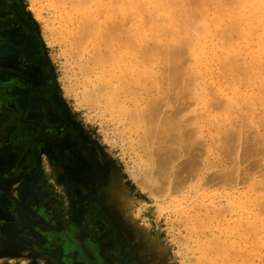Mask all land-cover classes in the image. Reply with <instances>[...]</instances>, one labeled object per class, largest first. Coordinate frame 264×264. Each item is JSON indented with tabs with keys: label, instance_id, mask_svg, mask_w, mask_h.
Returning a JSON list of instances; mask_svg holds the SVG:
<instances>
[{
	"label": "rangeland",
	"instance_id": "rangeland-1",
	"mask_svg": "<svg viewBox=\"0 0 264 264\" xmlns=\"http://www.w3.org/2000/svg\"><path fill=\"white\" fill-rule=\"evenodd\" d=\"M17 1L28 17L27 19L33 24L45 55L42 54V56L46 62L48 61L50 78L49 82L44 84L47 94L44 96L47 110L49 113L53 111L58 116H62V122L58 125L60 129L62 128L61 134H46L47 138L41 150L35 149L36 138L40 134H28V156L24 155L19 160L20 163L28 162L29 174L28 179L23 180L20 189L17 188L16 192L19 193L20 190L21 195L27 193L28 197L27 195L23 197L26 205L28 207L37 206L42 209L44 214L43 218L34 211L28 212V216L36 228H40L39 225L43 227V233L36 232L38 237L34 234L31 235L33 240L38 241L41 245L48 244L52 247L64 248L66 256L72 253L73 260L77 259L75 264H264V204L262 205L264 203V188H261V186L264 187V73L261 68L262 66L264 70V60L261 59L260 62L259 48L253 46V42L249 44L251 47L246 46V24L241 22L240 25L238 18L232 19L231 23L229 18L228 22L225 21L228 13L235 10L236 13L243 11L244 4L236 6V9V3L237 5L241 3L238 0L235 1V4L231 3L234 4V7L228 5L230 2L228 3L226 0H220L221 2L206 0L205 4H208V7L206 5L204 9L208 12L205 11V14L211 15V19L207 16V20L211 22L219 16L220 26L223 30L220 27V30L218 29L220 34L212 35L214 37L207 41L204 39L205 29L204 32L202 29V26L204 28L205 25L201 23L203 19L201 22L197 21L196 25L198 22L199 25H194L195 28L191 29V32H194L193 39L198 42L206 40L209 43H206L208 50L209 47L219 46L217 53L220 55L227 47L223 44L222 37L220 39V36L217 35L222 36L227 33L226 38H229V42L238 44L240 48L238 59L234 61V65V62H230L229 66L224 67L225 64L222 66V63L215 59L210 61L208 57L209 61L206 64L209 63L207 68L210 75L205 77V74L200 70L203 67H199L193 62L194 65L190 64L191 67L194 66L192 75L186 84L182 83L181 87L178 84L176 87H179L170 88L171 86H167L168 84L165 82L157 88L156 83L146 79V82L144 80L136 83L134 79L128 78L121 82L124 85L117 83L118 73H120L114 64L117 60L112 64H110L112 61L110 63L102 62L105 63L102 65L103 67L98 66L96 70L98 64L95 66L91 61L95 58V54H98L97 51H101L100 54H103L106 52L104 50L108 48L103 44H98L99 31H96L97 35H95L96 32L92 33L93 37L89 34V37L81 39V29L75 26V20H77L75 17L72 16L73 22L70 21V24L67 20V22L60 20L61 18L66 19L70 13L68 1V3L62 2V4L60 1V4L56 1L57 5H54L51 0ZM94 1H96L95 4L93 3L94 10L99 11L92 12L91 22L95 24L103 20L107 22V27L102 29V36L107 35L109 38L105 39H107V43L110 41L109 46L112 45L110 53H113L115 48L114 53L116 54V45H118V51L125 47V50L121 51L125 53L132 43H137L135 37L138 36L134 29L139 26L138 13L131 6H126L127 4L120 5L123 0L116 2L115 0H92V2ZM211 1L216 3L214 4L216 8L213 7ZM135 2L142 14H145V18L147 17V21L150 11L145 0H136ZM218 2H220L219 6L221 4L220 9L224 8L225 11L221 10V12L218 9ZM222 2L225 3L224 7ZM32 4L38 11L36 13L40 14L38 20H35L30 11ZM101 4L106 5L101 7ZM124 7L126 9H123ZM227 7L235 8V10L229 12ZM217 9L218 11H216ZM98 12L102 13L98 15ZM223 12L228 15L224 17ZM220 14L223 16L221 17ZM107 18L109 21L106 20ZM60 21L63 22L62 25H60ZM254 26L256 27L257 24ZM224 28L229 29L230 32L225 29L224 33ZM201 29L203 34L200 33ZM196 40L194 43L197 42ZM219 41L225 46V49ZM95 44L99 46L95 47ZM147 44L150 50L155 48L154 45H151L155 44L154 40H148ZM119 46H121L120 49H118ZM248 48L249 50H247ZM92 57L93 59H90ZM119 59L121 58L119 57ZM259 62H263V64H259L261 66L258 65V67ZM87 64L88 67H91L89 69L92 73L88 72L90 70H87L88 73L85 71L88 69ZM255 67L258 68L255 70ZM197 72L201 74L199 75ZM159 73L162 72L159 71ZM160 74H158V78L161 76ZM105 80L109 83H106L109 86L107 89L106 86L102 87ZM28 82L29 87L34 83L32 80H28ZM134 82L135 84H132ZM197 84L198 86H196ZM228 84H231V87ZM114 86L126 88L124 91L117 92L115 98L112 99L117 98V101L122 99L123 102L128 98L125 105L131 106V108L134 107V104L135 107L140 105L141 108H144L146 105L144 99L147 97L158 98L160 106L166 99L165 106H161L164 112L162 110L161 112L166 117L165 112L170 110L169 117L167 116L169 121L166 123L167 127L165 125L164 128L162 127L164 131L161 127H157L159 131L161 129L160 133H165L160 137L166 136V133L170 131L167 138L171 139L173 136L172 140L177 139L179 145L167 138L160 139L163 143L166 140V145H163L162 141L158 142V128H154V126L160 123L159 121L158 124L156 123V118V122L153 119L150 123L151 125L156 123V125H152L153 128L149 124L146 126L148 128L151 126L149 130L158 133V135L148 138L147 141L152 143L153 140H156L157 143H152L154 145L151 144L152 147L147 145L150 143L146 141V137L142 136L143 128L146 129V126L140 123V126L133 127L130 125L129 115L124 114L123 116L117 108L116 110L111 109L110 100H107V92L115 89ZM185 87L187 88L182 91V88ZM100 88L102 91H99ZM148 88H151L152 91ZM154 88L156 89L154 90ZM210 88L212 96L209 94ZM82 90H86V92ZM166 90H169V94H166ZM186 90L185 95L190 93L187 94V97L183 95ZM97 91L100 94H97ZM133 91H136L135 93L138 95L136 98H131ZM177 92L178 94L183 93V96L178 95ZM219 97L221 99H218ZM176 98L180 104L187 103L186 106L180 107V104L176 103ZM226 98L233 101V103L229 101L231 108L222 105L223 109L218 107L219 110L207 103L208 101L213 103V99L226 101ZM93 99L96 101H92ZM189 100L191 103L187 102ZM130 101L135 102L133 104ZM202 102L203 104H201ZM178 107L180 109H177ZM225 108L227 110H224ZM119 121L123 122L119 124ZM53 123L49 122L48 124L55 127L56 122ZM175 123L177 128L174 126L173 128L176 129H173L171 125ZM239 124L240 126H238ZM218 130L227 134L220 135ZM191 131L194 134H191ZM171 133L172 136H170ZM174 133H176L175 137ZM155 137L156 139H154ZM220 137L221 139H219ZM142 140L145 142L142 143ZM75 145L82 149V155L78 158H74L72 155ZM148 146L151 147L150 150ZM153 147L160 148L155 152ZM163 147L164 149H162ZM176 149H179L178 153ZM87 150L90 152L89 155ZM151 151L153 156L149 154ZM85 153L89 156L91 165L88 164V160L83 158ZM154 161L157 164H154ZM36 162L40 165L44 176L43 181L35 176ZM166 171H172L173 175L169 173V178H166L169 175ZM161 172H165L162 174L166 177ZM157 173L161 179L165 178L167 181L160 180ZM144 176H149V179L146 177L148 183L152 178L151 180L159 185V194L154 198V201L144 189V184H147ZM100 177L101 183L98 182ZM136 181L139 184H136ZM140 181H143L144 184L143 182L141 184ZM164 185L166 186L164 187ZM256 186L259 190L255 188ZM100 188L102 189L100 190ZM37 196H40L39 199ZM72 212L74 218L70 217ZM250 232L253 234L251 235ZM141 237H144L146 242L148 241L147 245L140 243ZM156 245L159 250H155ZM25 259H30L33 264H36L29 257H22L19 261L3 259L0 264H27Z\"/></svg>",
	"mask_w": 264,
	"mask_h": 264
},
{
	"label": "bare ground",
	"instance_id": "bare-ground-1",
	"mask_svg": "<svg viewBox=\"0 0 264 264\" xmlns=\"http://www.w3.org/2000/svg\"><path fill=\"white\" fill-rule=\"evenodd\" d=\"M5 1H8V0H5ZM56 1L57 2H61V4H62V2L64 3V2H66V3H68L69 2V4H70V13L68 14V16H66L67 18L66 19H63V18H61L60 20H63V21H65V22H67L68 21V23L71 21V23L73 22V18H72V16L73 17H75L77 20H75L76 21V24H75V26L76 27H78V28H80L81 29V32L80 33H82V38L81 39H83V38H85V37H89L88 35L89 34H91V36H92V33H94V32H96V31H99V33H98V35L99 36H97L98 38H100V39H98V44H103L105 47H107L108 49H105L104 51H106L105 53H103V54H100V52H96V53H98L97 55L95 54V58L93 59V57L92 58H90V59H93L91 62L96 66L97 64V66H96V70H97V68H98V66L100 67V66H102L103 64H105V63H102V62H109L110 63V61H112L110 64H112V63H114L116 60V63H114L115 64V68H117V71L118 72H120V73H118L119 74V76L117 77V83H121V82H124L125 81V79H134V81L136 82V83H138V82H142V81H144L145 79L147 80V81H152L153 83H156V86H157V88H159V86H160V84H163V83H165V82H167V86H171L170 88H173L174 86H175V88H177V87H181V84L183 83V84H186L187 82H188V80L191 78L190 76L192 75V67H194L193 65L194 64H198L197 66H201V67H203V68H199L200 70H201V73H204L205 75V77L206 76H208V74H209V69L207 68L208 66V64L209 63H207L206 64V62L207 61H211V59H215L216 61H218L219 63H222L223 65L222 66H224V64H225V66L224 67H226L227 65H228V63H230V62H234L235 60H237L238 58V56H239V53H238V51L240 50V48H239V46H238V44H236V43H230L229 42V38L227 39L226 38V35H227V33L226 34H222V36L221 35H219L220 33L218 32L220 29V27L222 28V26H220V22H221V19H220V17L218 16V17H215L214 19H213V17H212V19L213 20H211V22H209V20H207V14H205V11H206V9H204V7L207 5V7H208V4H205L206 3V0H145V4H147L148 5V10L150 11V14L149 15H147V16H149V18L147 19V21H146V18H145V14H142V11L140 10V8L136 5V0H123L124 1V3H122V2H120V5H122V4H124V6L126 5V6H131L132 8H134L135 10H136V12L138 13V16H137V18L139 19V26L136 28V29H134L136 32H137V36L138 37H135V38H137V40H135L137 43H132L131 44V46L129 47V48H127V51H125V53L124 52H121V51H123V50H125V47H124V49L123 50H117V46L118 45H116V54L114 53L115 51H114V49H113V53H110V49H111V46H109V42L110 41H108V43H107V39H109V38H107L108 36L106 35V36H102V29L103 28H106L107 27V22H105L104 20L102 21V22H97L96 24L94 23V22H91V18H92V16H93V13L94 12H97V11H99V10H97V11H95L94 9L95 8H93L94 6H93V3L95 4V2L96 1H94V2H92V0H51V2L55 5L56 4ZM68 1V2H67ZM103 1V0H102ZM117 0H115V2H116ZM139 1V0H138ZM220 1V0H219ZM224 1V0H223ZM228 3L230 2V4H228V5H232L231 3H236L235 1H237V0H226ZM226 1H225V3H226ZM60 2H59V4H60ZM100 2V1H99ZM105 3H106V1H104ZM111 2H113V1H111ZM211 2H213V1H211ZM210 2V3H211ZM217 2V1H216ZM221 2V1H220ZM220 2H218V6H219V3ZM238 2H241V3H238V5H237V3H236V5H235V8H236V6H239L240 4H244V6H243V11H239L238 13H236V10H235V8H233L232 9V7H230V8H228L227 10L230 12V10H235V11H233V12H230V13H228V14H226L225 15V13L226 12H223L224 13V17H226L227 15L229 16H227V19L225 18V21L227 20V22H228V18L229 19H231L230 20V23H231V21H232V19H235V18H238V20H240V25H241V22H243V23H245L246 24V28H245V37H246V46L248 47V46H250L249 44H250V42H253V46H255V47H258L259 49H258V58H259V60H260V62L262 61V60H264L263 58H264V0H242V1H240V0H238ZM108 3H110V1H108ZM143 3V1L141 2V4ZM223 4V7H224V2H222ZM35 4V3H34ZM214 4H216V3H212V5H213V7H215L216 8V6H214ZM233 4V5H234ZM14 5V7L16 6V7H18L17 6V3H14L13 4ZM57 5V4H56ZM99 5V4H98ZM97 5V6H98ZM106 5V4H105ZM105 5H100L101 7L103 6V7H105ZM146 5V6H147ZM232 5V6H233ZM51 6H53V5H51ZM61 6V5H60ZM67 6V5H66ZM145 6V5H144ZM218 6H217V8H218ZM220 6H221V4H220ZM220 6H219V8L218 9H220ZM31 8H30V11L33 13L32 15H34V18H35V20H38L39 19V15L40 14H37L36 13V11L37 10H35V6L32 4V6H30ZM69 7V6H68ZM99 7V6H98ZM127 7V8H128ZM212 7V8H213ZM234 7V6H233ZM56 8V7H55ZM92 8H93V10H92ZM206 8V7H205ZM215 8H213V9H215ZM222 8V7H221ZM100 9V8H99ZM123 9H126L125 7L123 8ZM131 9V8H130ZM134 9H132L133 11H134ZM208 9V8H207ZM218 9L216 10V11H218ZM224 8H222V9H220V11L221 10H223ZM237 9V8H236ZM238 9L240 10V8L238 7ZM204 10V11H203ZM241 10H242V8H241ZM66 11V10H65ZM104 11V10H103ZM102 11V12H103ZM128 11V10H127ZM223 11H225V10H223ZM19 12H20V10H19ZM38 12V11H37ZM60 12H61V10H60ZM93 12V13H92ZM102 12H100V13H102ZM123 12V11H122ZM125 12H126V10H125ZM206 12H208V10L206 11ZM222 12V11H221ZM99 12H98V15L100 14ZM217 13V12H216ZM220 13V12H219ZM21 15H23L22 13H20ZM63 15V14H62ZM61 15V16H62ZM135 16V17H136ZM144 16V17H143ZM211 16V15H210ZM210 16H208V18L209 19H211L210 18ZM220 16L222 17L223 16V14H220ZM107 17V16H106ZM74 18V19H75ZM103 18V17H102ZM145 18V19H144ZM99 19H100V17H99ZM104 19V18H103ZM201 19H203L202 20V22H201ZM25 20H26V18H25ZM57 20V19H56ZM59 20V19H58ZM57 20V21H58ZM67 20V21H66ZM106 20H108L109 21V19L107 18ZM100 21V20H99ZM197 21H200L201 23H204V24H202V25H204V28H203V26H202V29H203V32H204V29H205V33H204V39H209V40H211V37H214V36H212V35H214V34H216V33H219L217 36H220V39H221V37H222V41H223V44H225V46L227 47L226 49L224 48L225 46L221 43V41H219L222 45H223V48L225 49L224 51H223V54L221 53V55L220 54H218L217 53V49L219 48V46L217 47V46H212L211 48L209 47V50L207 49V47H206V43H208V42H206V40L203 42V41H197L196 39H193L194 37H192L193 35V33L194 32H191V29H193V27H194V25H196V23H197ZM249 21V22H248ZM61 22V21H60ZM59 22V23H60ZM137 22H138V20H137ZM101 23H103V24H101ZM106 23V24H105ZM110 23V22H109ZM233 23V22H232ZM243 23H242V25H243ZM63 24V22H61V24L60 25H62ZM67 24V23H66ZM70 24V23H69ZM225 24H226V22H225ZM225 24H222V25H225ZM254 24H257V26L255 27L254 26ZM27 25H28V27H29V29L33 32V35H32V37H31V40L29 41V43H28V46L31 48V52L32 53H38L39 52V50H40V45H39V41H38V39H37V37H36V35L34 34V26H33V24L30 22V21H27ZM64 25H65V23H64ZM197 25H199V22H198V24ZM196 25V26H197ZM66 26V25H65ZM123 26V25H122ZM234 26V25H233ZM73 27V26H72ZM125 27V26H124ZM228 28H230L229 26H227ZM226 27V28H227ZM259 27H261L262 29L260 30V29H258ZM65 28V27H64ZM68 28V27H67ZM195 28V27H194ZM226 28H224V33H225V29ZM59 29V28H58ZM76 29V28H75ZM94 29H96L95 31H94ZM114 29V28H113ZM202 29L200 30V33H202L203 34V32H201L202 31ZM219 29V30H218ZM222 30H223V28H222ZM221 30V31H222ZM227 30V29H226ZM191 32V35H190V32ZM227 31H229V29L227 30ZM232 31V30H231ZM65 32H66V30H65ZM74 32V31H73ZM109 32V31H108ZM112 32V31H111ZM196 32V31H195ZM223 32V31H222ZM230 32V31H229ZM236 32V31H235ZM243 33V32H242ZM68 34H70V33H68ZM73 34V33H72ZM75 34V33H74ZM73 34V35H74ZM76 34H77V32H76ZM103 34H105V33H103ZM123 34V33H122ZM134 34H136V33H134ZM202 34H199V35H202ZM237 34V33H236ZM94 35V34H93ZM95 35H97V32L95 33ZM95 35H94V37H95ZM228 35H229V33H228ZM78 36H79V34H78ZM72 37V36H71ZM80 37H81V34H80ZM93 37V36H92ZM103 37V38H102ZM203 37V36H202ZM201 37V38H202ZM62 38H63V36H62ZM105 38H107V39H105ZM123 38V37H122ZM126 38V37H125ZM132 38H134V37H132ZM196 38V37H195ZM217 38H219V37H217ZM114 39V38H113ZM117 39V38H116ZM131 39V38H130ZM199 40H201L200 38H198ZM213 39V38H212ZM220 39H218V40H220ZM134 40V39H133ZM148 40H154V42H155V44H151V45H154V47L155 48H151V50H150V48H148V44H147V42H148ZM194 40H196L197 42H195L194 43ZM215 40H216V37H215ZM81 41V40H80ZM112 41V40H111ZM208 41V40H207ZM231 42L233 41V40H230ZM76 42H77V40H76ZM85 42V41H84ZM93 42V41H92ZM132 42V41H131ZM201 42H203L202 44H200ZM213 42V41H212ZM112 43V42H111ZM110 43V44H111ZM124 43V42H123ZM130 43V42H129ZM128 43V44H129ZM216 43H218V42H216ZM72 44H73V41H72ZM76 44V43H75ZM209 44V43H208ZM213 44H215V43H213ZM212 44V45H213ZM125 45V44H124ZM156 45V46H155ZM218 45V44H217ZM77 46V45H76ZM96 46H99V45H97V44H95V47ZM101 46V45H100ZM115 46V45H114ZM122 46V45H121ZM121 46H119V48L118 49H120L121 48ZM129 46V45H128ZM210 46V45H209ZM102 47V46H101ZM127 47V46H126ZM222 47V46H221ZM251 47V46H250ZM223 48H221V49H223ZM75 50V49H74ZM129 50V51H128ZM208 50V51H207ZM247 50H249V48L247 49ZM103 51V52H104ZM219 52V51H218ZM220 55V56H219ZM238 55V56H237ZM119 57L121 58V59H119ZM208 57L210 58L209 60H207L208 59ZM76 59V58H75ZM119 59V60H118ZM262 59V60H261ZM77 60H79V59H77ZM83 60V59H82ZM89 60V59H88ZM75 61V60H74ZM256 61V60H255ZM193 62H194V64H193ZM258 63L257 64V66L259 65V64H263V62L262 63ZM89 63V62H88ZM102 63V64H101ZM42 64V63H41ZM83 64V63H82ZM158 64H160L159 66H158ZM190 64H193L192 65V67H191V65ZM231 64V63H230ZM229 64V65H230ZM235 64V62L233 63V65ZM108 65V64H107ZM215 65V64H214ZM228 65V66H229ZM233 65H231V66H233ZM259 66H261V65H259ZM258 66V67H259ZM85 67V66H84ZM90 67V66H89ZM89 67H88V64H87V68L88 69H84L86 72H87V70H90L91 69V67H90V69H89ZM103 67V66H102ZM101 67V68H102ZM114 67V66H113ZM257 67V68H258ZM114 68V69H115ZM197 68V67H196ZM196 68H194V69H196ZM210 68V67H209ZM240 68V67H239ZM256 67H255V70L257 69ZM261 68H262V73H264V70H263V67L261 66ZM94 69V68H93ZM222 69V68H221ZM95 70V71H96ZM101 70V69H100ZM105 70V69H104ZM107 70V69H106ZM116 70V69H115ZM197 70V69H196ZM227 70V69H226ZM259 70V69H258ZM112 71V70H111ZM116 71V72H117ZM159 71L160 72H162L161 74L159 73ZM88 72H91L92 73V71L90 70V71H88ZM87 72V73H88ZM102 72H103V69H102ZM112 72H114V70L112 71ZM111 72V73H112ZM198 72H199V70H198ZM197 72V73H198ZM200 73V74H201ZM239 73V72H238ZM114 74V73H113ZM112 74V75H113ZM158 74H160L161 76V79H159L158 78ZM199 74V73H198ZM199 74V75H200ZM226 74V73H225ZM235 74V73H234ZM254 74V73H253ZM109 75V74H108ZM210 75V74H209ZM221 75V74H220ZM222 75H224V74H222ZM227 75V74H226ZM226 75H224V76H226ZM114 76V75H113ZM202 76H203V74H202ZM202 76H201V78H202ZM103 77V76H102ZM197 77V76H196ZM204 77V78H205ZM245 77V76H244ZM251 77V76H250ZM110 78V77H109ZM97 79V78H96ZM206 79V78H205ZM82 80V79H81ZM146 80H145V82H146ZM197 80V79H196ZM203 80V79H202ZM210 80V79H209ZM252 80V79H251ZM106 81V80H105ZM110 81H113V80H110ZM211 81V80H210ZM226 81V80H225ZM243 81V80H242ZM88 82V81H87ZM97 82V81H96ZM133 82V81H132ZM135 82L134 83H132V84H135ZM226 82H228V81H226ZM230 82V81H229ZM106 83H108V81H106V82H104V85L102 86L103 88H105V86H106V89H107V84ZM144 83V82H143ZM147 83H150V82H147ZM232 83V82H231ZM252 83V82H251ZM109 84V83H108ZM122 84V83H121ZM131 84V85H132ZM140 84V83H139ZM152 84V83H151ZM178 84H180L179 86H177L176 87V85H178ZM244 84V83H243ZM110 85H111V83H110ZM122 85H124V84H122ZM137 85V84H136ZM140 85H142V84H140ZM230 85V87H231V84H228V86ZM79 86V85H78ZM112 86V85H111ZM110 86V87H111ZM128 86V85H127ZM153 86H155V85H153ZM189 86H191V85H189ZM196 86H198V84L196 85ZM204 86V85H203ZM215 86V85H214ZM233 86V85H232ZM245 86H246V84H245ZM98 87V86H97ZM109 87V86H108ZM115 87V86H114ZM141 87V86H140ZM144 87H146L147 88V86H144ZM143 87V88H144ZM150 87H151V85H150ZM92 88V87H91ZM125 88L126 87H124V86H122V87H118V88H116L115 87V89H112V91H109V92H107L108 94V99L107 100H110V107H111V109H113V110H116V108L118 109V111L124 116V114H127V116L129 115V117L128 118H130L131 120H130V125L131 126H133V127H135V126H137V125H139L140 126V123L141 124H143V126H146L147 124H149V125H151L150 123H152L151 122V120H153L154 119V121L156 122V119H157V124H158V121H159V123L160 124H158V125H156V123H153L152 125L154 126V124L156 125V126H154V128L155 127H161V129H162V127L164 128V125L166 126V123H167V121H169L168 119H167V116L169 115L168 114V112H170V110L168 111V109H167V113L165 112V115L167 114V116L165 117V116H163V113L161 112V110L163 111L164 109H161V106H163L164 104H166L165 103V101H166V99H164V100H162V101H164V103H162L161 104V102H160V104H161V106L159 105V100H157L158 98H154V97H147L146 99H144V101H145V103H146V105H144V108L142 107L141 108V106L139 105V107H135V104H134V102L132 101H130L131 103H133L132 105L134 106V107H132L131 108V106L130 107H128V106H126L125 105V99L123 100V102H122V99H121V101L119 100V101H117L116 99H112L113 97L115 98V95H116V93L117 92H121L122 90L124 91L125 90ZM153 88V87H152ZM187 87H185V88H182V91H183V89L185 90ZM205 88V87H204ZM213 88V87H212ZM229 88V87H228ZM84 89V88H83ZM101 89V88H100ZM99 89V91H102V89L100 90ZM149 89V88H148ZM151 89V88H150ZM149 89V90H150ZM156 88H154V90H155ZM211 89V88H210ZM104 90V89H103ZM111 90V89H110ZM137 90V89H136ZM148 90V91H149ZM160 90V89H159ZM189 91H190V89H188ZM226 90V89H225ZM83 91V90H82ZM85 92H86V90H84ZM83 91V92H84ZM99 91H97L96 93L97 94H100L99 93ZM146 91V90H145ZM144 91V92H145ZM150 91H152V90H150ZM158 91V90H157ZM167 92H166V94L168 93L169 94V90H166ZM172 91V90H171ZM174 91V90H173ZM192 91V90H191ZM208 91V90H207ZM209 91H211V92H209V94H211L212 93V89L211 90H209ZM214 91V90H213ZM106 92V91H105ZM136 92V91H135ZM134 91L132 92V96H131V98L133 97V98H136V96H138L136 93H135ZM143 92V93H144ZM180 92V91H179ZM185 92H187V90L186 91H184V96L185 97H187L190 93H186V95H185ZM197 92V91H196ZM218 92V91H217ZM90 93V92H89ZM88 93V94H89ZM91 93H92V91H91ZM103 93V92H102ZM101 93V94H102ZM146 93V92H145ZM148 93V92H147ZM152 93V92H151ZM172 93V92H171ZM103 94H105V93H103ZM166 94H164V95H166ZM177 94H178V92H177ZM182 94H178V95H182ZM188 94V95H187ZM215 94V93H214ZM230 94V93H229ZM262 94V93H261ZM93 95H96V94H93ZM119 95V94H118ZM140 95V94H139ZM164 95H163V97H164ZM182 95V96H183ZM234 95V94H233ZM84 96H85V94H84ZM92 96V95H91ZM101 96V95H100ZM126 96V95H125ZM141 96V95H140ZM145 96V95H144ZM147 96V95H146ZM151 96V95H150ZM167 96V95H166ZM182 96H180V97H182ZM210 96V95H209ZM211 96H212V94H211ZM210 96V97H211ZM262 96V95H261ZM264 96V95H263ZM87 97V96H86ZM178 98L179 100L181 99V98ZM198 97V96H197ZM204 97V96H203ZM244 97V96H243ZM93 98V97H92ZM138 98V97H137ZM161 98V97H160ZM165 98H168V97H165ZM196 98V97H195ZM202 98V97H201ZM212 98V97H211ZM127 99V101H128V98H126ZM191 99H193V98H191ZM199 99V98H198ZM197 99V100H198ZM218 99H221V97H219ZM227 100L226 101H224V100H218V101H216V100H212L213 101V103H211V101H208L207 103H209L211 106H213V107H215V108H218V107H220V108H222L221 106L223 105V107H232L231 105H230V102H232L233 103V101H231V99L230 98H226ZM243 99V98H242ZM241 99V100H242ZM264 99V98H263ZM95 99H93L92 101H94ZM114 100V101H113ZM115 100H116V103H115ZM133 100V99H132ZM143 100V99H142ZM194 100V99H193ZM196 100V101H197ZM209 100H211V99H209ZM96 101V100H95ZM126 101V102H127ZM168 101V100H167ZM178 100H177V98H176V103L177 104H180V103H178L177 102ZM230 101V102H229ZM107 102V101H106ZM112 102V103H111ZM137 103H138V100L136 101ZM187 102H190L191 103V101L189 100V101H187ZM193 102V101H192ZM264 102V101H263ZM90 103H91V101H90ZM90 103H88V104H90ZM168 103H169V101H168ZM172 103H173V101H172ZM206 103V104H207ZM94 104V103H93ZM112 104V105H111ZM140 104V103H139ZM187 104V103H186ZM186 104H185V102H184V104H180L179 106L181 107V106H186ZM201 104H203V102L201 103ZM208 104V105H209ZM239 104V103H238ZM95 105V104H94ZM107 105V104H106ZM130 105V104H129ZM137 105V104H136ZM194 105V104H193ZM209 105V106H210ZM241 105V104H240ZM252 105V104H251ZM93 106V105H92ZM160 106V107H159ZM165 106V105H164ZM174 106H175V104H174ZM248 106H249V103H248ZM247 106V107H248ZM94 107V106H93ZM96 107V106H95ZM180 107H178L177 109H180ZM204 107H207V106H204ZM242 107V106H241ZM246 107V106H245ZM97 108V107H96ZM106 108V107H105ZM172 108H173V106H172ZM183 108V107H182ZM249 108V107H248ZM211 109V108H210ZM214 109V108H213ZM219 109V108H218ZM223 109V108H222ZM222 109H221V111H222ZM106 110V109H105ZM166 110V109H165ZM215 110H217V109H215ZM220 110V109H219ZM224 110H227L226 108L224 109ZM242 110V109H241ZM108 111V110H107ZM175 111V110H174ZM186 111V110H185ZM251 111V110H250ZM110 112V111H109ZM164 112V111H163ZM199 112V111H198ZM107 113V112H106ZM110 113H112V112H110ZM175 113V112H174ZM196 114V113H195ZM198 114V113H197ZM114 115V114H113ZM199 115H200V113H199ZM218 115V114H217ZM251 115V114H250ZM206 116V115H205ZM245 116V115H244ZM169 117V116H168ZM177 117H178V115H177ZM192 117V116H191ZM191 117H189L190 118V120H191ZM248 117V116H247ZM246 117V118H247ZM250 117V116H249ZM156 118V119H155ZM170 118H172V117H170ZM176 118V117H175ZM174 118V119H175ZM243 118V117H242ZM201 119H202V117H201ZM248 119V118H247ZM148 120H150V121H148ZM175 120H177V119H175ZM189 120V119H188ZM196 120V119H195ZM120 122V121H119ZM123 122V121H122ZM122 122H120L119 124H121ZM146 122V124H144ZM192 122V121H191ZM194 122V121H193ZM169 124H170V122H168ZM185 124H186V122H184ZM188 123V122H187ZM241 123V122H240ZM262 124V123H261ZM148 125V126H149ZM151 125V126H152ZM160 125V126H159ZM163 125V126H162ZM178 125H180V124H178ZM177 125V126H178ZM151 126H149V128L151 127ZM153 126H152V128H153ZM172 126V128L175 126L176 127V123L174 124V125H171ZM238 126H240V124L238 125ZM157 127V128H158ZM167 127V126H166ZM149 128L146 126V129H145V127L143 128V130L144 131H142V132H144V134L142 135V136H144V137H146V141L148 140V138H152V137H154L156 134L158 135V133H159V135L157 136V138L159 139L158 140V142L160 141V143H161V141L163 140V138H167L168 137V135L167 134H169L170 133V131H168L167 133H166V136H164V137H160L161 135H164V134H162V132L160 133V131H161V129H160V131H159V128H158V133L156 132L155 133V131L154 132H152L151 130H149ZM156 128V129H157ZM177 128V127H176ZM176 128H173V129H176ZM181 128V127H180ZM209 128V127H208ZM214 128V127H213ZM219 128V127H218ZM245 128V127H244ZM137 129V128H136ZM151 129V128H150ZM155 129V130H156ZM167 130H168V128H166ZM173 129H169V130H173ZM189 129V128H188ZM131 130V129H130ZM154 130V129H153ZM163 130V129H162ZM178 130V129H177ZM176 130V131H177ZM136 131V130H135ZM157 131V130H156ZM164 131V130H163ZM188 131V130H187ZM186 131V132H187ZM255 131V130H254ZM178 132V131H177ZM189 132H190V130H189ZM192 132V131H191ZM218 132H219V130H218ZM217 132V133H218ZM130 133V132H129ZM132 133H133V131H132ZM136 133V132H135ZM188 133V132H187ZM196 133V132H195ZM226 132H223L222 130L218 133V134H225ZM230 133V132H229ZM256 133V132H255ZM191 134H194L193 132L191 133ZM197 134V133H196ZM227 134V133H226ZM237 134V133H236ZM239 134V133H238ZM263 134V133H262ZM174 135V137H175V135H176V133H174L173 134ZM170 136H172V133L170 134ZM237 136V135H236ZM239 136V135H238ZM192 138H193V136H191ZM227 137V136H226ZM231 137V136H230ZM262 137V136H261ZM162 138V140H160ZM172 138H173V136H172ZM172 138L171 139H168L167 138V140H171V142L173 141L172 140ZM183 138V137H182ZM239 138V137H238ZM142 139V138H141ZM154 139H156V137L154 138ZM194 139V138H193ZM192 139V140H193ZM219 139H221V137L219 138ZM225 139V138H224ZM246 140H247V138H245ZM252 139V138H251ZM151 140V139H150ZM182 140V139H181ZM195 140V139H194ZM237 140V139H236ZM239 140H240V138H239ZM256 140H257V138H256ZM166 141V140H165ZM165 141H164V143H163V141H162V143H163V145H166L165 144ZM174 141L175 142H177V144H178V142L179 141H177V139H174ZM173 141V142H174ZM186 141V140H185ZM222 141V140H221ZM220 141V142H221ZM235 141V140H234ZM264 141V140H263ZM145 142V140L143 141L142 140V143H144ZM147 142H149L150 144H147V145H149V146H151V144L153 143V144H155V143H157V141L155 140H153L152 141V143L150 142V141H147ZM146 142V143H147ZM184 143V142H183ZM232 143V142H231ZM239 143V142H238ZM140 144H141V141H140ZM152 144V145H153ZM169 144V143H168ZM168 144H167V146H168ZM171 144V143H170ZM236 144V143H235ZM172 145H174V144H172ZM179 145V144H178ZM213 145H214V143H213ZM137 146H139V145H137ZM148 146V149L150 150V148L152 147H149ZM154 146V145H153ZM158 146H160V145H158ZM190 146V145H189ZM224 146H227V145H225L224 144ZM235 146V145H234ZM244 146V145H243ZM147 147V146H146ZM258 147V146H257ZM139 148V147H138ZM144 148H145V146H144ZM143 148V149H144ZM158 148H160V147H158ZM158 148H154L153 147V149H154V151L156 152V149L158 150ZM178 148V147H177ZM204 148H205V146H204ZM230 148V147H229ZM255 148V147H254ZM140 149V148H139ZM162 149H164V147L162 148ZM170 149H172V148H170ZM221 149V148H220ZM227 149V148H226ZM236 149V148H235ZM167 150V149H166ZM177 150V149H176ZM179 150V149H178ZM177 150V153L179 152ZM153 151V150H152ZM152 151L151 152H149V154H150V156H153L152 155ZM235 151V150H234ZM148 152V151H147ZM170 152V151H169ZM154 153V152H153ZM162 153V152H161ZM233 153H235V152H233ZM167 154V153H166ZM175 154V153H174ZM179 155V154H178ZM144 156L146 157V155L144 154ZM175 156V155H174ZM230 158H231V156H229ZM146 159V158H145ZM144 159V160H145ZM172 159V158H171ZM232 159V158H231ZM162 160V159H161ZM174 160V159H173ZM233 161H234V159H232ZM141 161H143V160H141ZM164 161H165V159H164ZM170 161V160H169ZM156 161H154V164H157V163H155ZM110 163V162H109ZM145 163V162H144ZM162 163V162H161ZM112 165V164H111ZM166 165V164H165ZM164 165V166H165ZM171 165H172V163H171ZM106 166V165H105ZM163 166V167H164ZM107 167V166H106ZM111 167V166H110ZM113 167V166H112ZM155 167H157V166H155ZM168 167H170V165H168ZM167 167V168H168ZM172 167V166H171ZM166 168V167H165ZM156 170H157V168H156ZM171 170V169H170ZM190 170V169H189ZM37 171H38V174L39 173H41L40 172V167L38 166L37 167ZM155 172V171H154ZM167 172V171H166ZM172 172V171H171ZM170 171L169 172H167L168 174L170 173V174H172L173 175V173H171ZM148 173V172H147ZM150 173V172H149ZM156 173V172H155ZM162 173H165V172H161V174ZM261 173V172H260ZM151 174V173H150ZM152 174H153V172H152ZM158 174V173H157ZM170 174L169 175H167V177L164 175V174H162V175H164V177H166V178H169L168 176H170ZM148 175V174H147ZM42 176V175H41ZM152 176V175H151ZM155 177L157 176V175H154ZM158 176H159V174H158ZM253 176V175H252ZM147 177V176H146ZM145 176L143 177L144 179L146 178ZM149 177V176H148ZM147 177V178H148ZM153 177V176H152ZM42 178V177H41ZM146 178V181H147V184H144V179H143V181H140L141 182V184H142V182H143V184H144V189H145V191L148 193V195L151 197V199H153V201H154V198H156V197H158V192H159V185L155 182V181H153V180H151L150 179V182L148 183V179ZM158 178H160V180H164V179H161V177L159 176ZM43 179V178H42ZM103 179V178H102ZM253 179V178H252ZM157 180V179H156ZM166 180V179H165ZM172 180V179H171ZM167 181V180H166ZM98 182H102V180H101V177H100V179H99V181ZM137 182V181H136ZM158 182H160V181H158ZM136 184H139L138 182L136 183ZM167 184V183H166ZM264 184V183H263ZM255 185V184H254ZM143 186V185H142ZM166 185H164V187H165ZM261 186V185H260ZM102 187V186H101ZM161 187V186H160ZM257 190H259L258 188H257V186L255 187ZM260 188V187H259ZM261 188H264L263 186H261ZM102 188H100V190H101ZM167 191V190H166ZM264 191V190H263ZM165 192V191H164ZM263 193V192H262ZM162 194V193H161ZM98 195H99V193H98ZM264 199V198H263ZM264 203H262V205H263ZM261 205V206H262ZM263 208V207H262ZM70 217L71 218H74V213L72 212L71 213V215H70ZM250 227H252V226H250ZM249 228V227H248ZM249 229H252V228H249ZM249 231H252V230H249ZM255 231V230H254ZM249 233V232H248ZM251 233V232H250ZM203 234V233H202ZM253 234V232L251 233V235ZM255 235V234H254ZM252 237V236H251ZM140 240V243H144V245H147L148 244V241L146 242V239L144 238V237H141V239H139ZM157 242V241H156ZM155 242V243H156ZM219 242V241H218ZM154 243V242H153ZM152 244V243H151ZM219 244V243H218ZM217 244V245H218ZM220 245H221V243H220ZM259 245V244H258ZM220 247V246H219ZM226 247V246H225ZM260 247V246H259ZM149 248V247H148ZM160 248V247H159ZM155 250H159L158 249V247H157V245H156V248H155ZM196 250V249H195ZM200 253V252H199ZM51 255V254H50ZM193 255V254H192ZM226 255V254H225ZM205 256V255H204ZM206 257H207V255H206ZM202 258H203V255H202ZM55 259V258H54ZM204 259V258H203ZM201 261V260H200ZM195 263V262H194ZM205 263H207L206 261H205ZM210 264V263H209Z\"/></svg>",
	"mask_w": 264,
	"mask_h": 264
},
{
	"label": "flooded vegetation",
	"instance_id": "flooded-vegetation-1",
	"mask_svg": "<svg viewBox=\"0 0 264 264\" xmlns=\"http://www.w3.org/2000/svg\"><path fill=\"white\" fill-rule=\"evenodd\" d=\"M14 3H17L18 7H14ZM27 18L17 0H0V77L2 78L0 94L5 93L3 101H7L5 104L9 106L6 110L10 111L9 116L15 120L13 124L6 127L4 132H9L16 124H26L28 134H40L36 138L35 149L41 150L47 138L46 134H61L62 128L60 129L58 125L62 122V116H58L53 111L49 113L47 110V103L44 99L47 94L44 84H47L50 78L48 61L46 62L42 56L44 53L36 31L34 34L39 41V52L32 53L28 46L33 32L27 25L29 21ZM28 80L34 82L30 87ZM49 122H56V126H49ZM1 150V155L8 154L7 148L3 147ZM72 152L74 158L82 155L81 147L76 145ZM87 154H90L89 150ZM87 154H83V158L91 165ZM38 166L40 167L36 162L35 176L43 181L44 176L41 168V173L38 174ZM10 189L4 191L0 187V262L3 259L19 261L22 257H29L36 264H75L77 259L73 260L72 253L66 256L64 248L52 247L48 244L41 245L33 240L31 235L38 237L36 232L43 233V227L39 225L41 229L36 228L28 212L34 211L44 218L42 209L37 206L28 207L24 199H17ZM37 197L39 199L40 196ZM25 260L27 264H33L30 259Z\"/></svg>",
	"mask_w": 264,
	"mask_h": 264
},
{
	"label": "crops",
	"instance_id": "crops-1",
	"mask_svg": "<svg viewBox=\"0 0 264 264\" xmlns=\"http://www.w3.org/2000/svg\"><path fill=\"white\" fill-rule=\"evenodd\" d=\"M0 81H2L1 77ZM0 95V151L3 147L8 149V154H0V187L7 191L13 186L10 189L11 193L15 194L17 199L23 200L27 193L22 196L21 193L14 192L21 186L25 177H28V162L19 161L22 156H28V126L16 124L9 132H4L15 120L9 116L10 111L6 110L9 106L5 104L7 101H3L5 93Z\"/></svg>",
	"mask_w": 264,
	"mask_h": 264
}]
</instances>
